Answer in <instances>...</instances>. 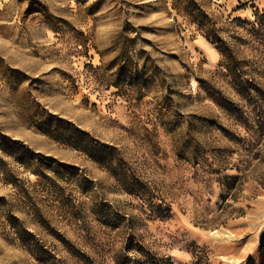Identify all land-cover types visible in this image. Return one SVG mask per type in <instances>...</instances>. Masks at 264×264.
<instances>
[{
	"label": "rangeland",
	"instance_id": "374dc122",
	"mask_svg": "<svg viewBox=\"0 0 264 264\" xmlns=\"http://www.w3.org/2000/svg\"><path fill=\"white\" fill-rule=\"evenodd\" d=\"M197 2L264 88V43L235 21L264 0ZM173 5L0 0V264H118L128 238L172 264H264V123L212 100L215 87L241 103L216 45ZM125 41L128 79L141 52L152 70L141 99V78L112 84ZM41 158L55 162L37 175Z\"/></svg>",
	"mask_w": 264,
	"mask_h": 264
},
{
	"label": "trees",
	"instance_id": "16d2710c",
	"mask_svg": "<svg viewBox=\"0 0 264 264\" xmlns=\"http://www.w3.org/2000/svg\"><path fill=\"white\" fill-rule=\"evenodd\" d=\"M173 6L178 13L184 14L186 18L189 19L190 23L194 24L198 30L203 32L208 41L216 45L222 56L219 65L223 68V70H225L224 75L229 79L231 87L240 97L241 103L245 102L246 105L244 106L241 103H236L221 90L215 87L211 89L207 88L209 92L210 90L213 92V94H210L213 98L212 100L239 123L248 126L251 121H254L257 125H262L263 127L264 112L262 108H264V88H262L261 83L256 79L257 72L248 67V61L241 60L237 57L234 49L227 43V41H225L223 37H221V31L218 27H216V22L213 17L210 16V14L197 2V0H174ZM235 21L241 25H251L250 31L264 43V13L257 11L255 14V21L253 23L243 21L240 17L236 18ZM120 37L125 38L123 35ZM129 42L133 44L134 39H131ZM130 43L125 41L122 45V52L119 56L120 62L118 63L119 69L112 84L121 89L125 83L132 85V79L141 78V82L136 85L137 98L141 99L146 93L145 91L143 92V87L139 84L144 83L143 76H145L146 70L150 73L152 70L148 71V69L145 68L148 61L147 53L141 52L144 56L145 62L140 69V76H134L132 79H128L127 74L129 72L134 74L136 71L135 67H133V61L129 57V52L125 51L127 45L131 46ZM199 80L202 86L206 88V82L203 79ZM246 106L250 107L251 110H245L244 108ZM219 126L224 132H228L227 129L221 127V125ZM100 149V146L91 145V147L86 149V151L93 159H95V161L98 162H107L113 159L112 155H105V152L100 151ZM258 154L260 155L261 153L259 152ZM44 160L45 159L41 158L40 167L37 171H34L37 175H42V167H51L55 162V160L50 158H47L46 160L50 163L53 162L52 164L45 163ZM237 169L242 171L239 167H237ZM236 178H240V176L237 175L235 176V179ZM13 220L17 219L13 218ZM14 227L18 229V235L24 241L23 233H27L26 230H22L16 225ZM36 248L38 251L36 249L35 251L39 254L51 255V253L48 252L43 245H36ZM116 258L118 264H172L169 258L158 257L147 249L143 243H138L132 238H128V240L124 242V245L120 249V253ZM41 259L48 260V257H41Z\"/></svg>",
	"mask_w": 264,
	"mask_h": 264
},
{
	"label": "bare ground",
	"instance_id": "6f19581e",
	"mask_svg": "<svg viewBox=\"0 0 264 264\" xmlns=\"http://www.w3.org/2000/svg\"><path fill=\"white\" fill-rule=\"evenodd\" d=\"M229 261H232L231 259Z\"/></svg>",
	"mask_w": 264,
	"mask_h": 264
}]
</instances>
